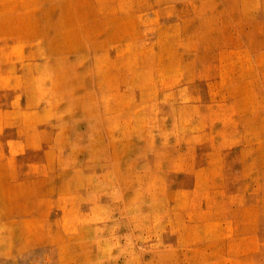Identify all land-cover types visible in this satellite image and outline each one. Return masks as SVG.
Returning a JSON list of instances; mask_svg holds the SVG:
<instances>
[{
  "label": "rangeland",
  "instance_id": "1",
  "mask_svg": "<svg viewBox=\"0 0 264 264\" xmlns=\"http://www.w3.org/2000/svg\"><path fill=\"white\" fill-rule=\"evenodd\" d=\"M0 264H264V0H0Z\"/></svg>",
  "mask_w": 264,
  "mask_h": 264
}]
</instances>
